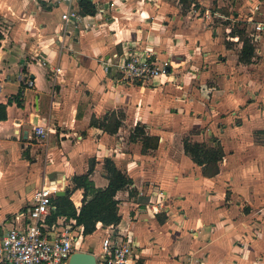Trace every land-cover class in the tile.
I'll use <instances>...</instances> for the list:
<instances>
[{"label": "crops", "instance_id": "0c3cea01", "mask_svg": "<svg viewBox=\"0 0 264 264\" xmlns=\"http://www.w3.org/2000/svg\"><path fill=\"white\" fill-rule=\"evenodd\" d=\"M91 1L95 15L78 12L66 24L57 0H0V238L22 223L34 189L51 181L63 196L71 192L79 214L83 190L73 177L91 162L90 179L104 189L110 159L132 180L115 198L136 264H188L190 255L264 264V32L251 42L242 20L264 23V0ZM246 40L252 53L242 61ZM126 51L170 60V76L122 80ZM41 126L43 140L33 130ZM184 134L221 149L216 175L185 152ZM160 199L154 214L149 203ZM63 218L73 220L52 222ZM106 228L83 235L74 252L99 254Z\"/></svg>", "mask_w": 264, "mask_h": 264}, {"label": "built area", "instance_id": "2783aa9c", "mask_svg": "<svg viewBox=\"0 0 264 264\" xmlns=\"http://www.w3.org/2000/svg\"><path fill=\"white\" fill-rule=\"evenodd\" d=\"M65 4L67 10L61 19L66 24H76L80 16L75 6L79 0H57ZM248 24L247 38L253 42L264 32V23L257 22L252 16H246ZM122 80L132 83L152 84L160 78L170 76V60L157 62L147 53L126 51L117 64ZM59 72V69L56 70ZM27 87L34 85L33 80L25 82ZM34 133L39 140L46 138L48 127H35ZM62 189L57 181L38 186L33 191V198L26 212H22V223L11 225L0 238V264H67L76 245L83 236L82 226L76 221L57 219L50 222V217L56 211L54 198ZM151 212H159L163 202L150 201ZM134 238L130 233L123 232L119 223L107 228L101 240L100 252L96 264H136L138 252ZM188 264H205L203 258L189 256Z\"/></svg>", "mask_w": 264, "mask_h": 264}, {"label": "trees", "instance_id": "16d2710c", "mask_svg": "<svg viewBox=\"0 0 264 264\" xmlns=\"http://www.w3.org/2000/svg\"><path fill=\"white\" fill-rule=\"evenodd\" d=\"M78 8V12L82 16H93L96 13V7L91 0H79ZM233 33L242 34V30L236 29ZM2 39L3 36L0 33V47ZM251 53L252 48L248 45L246 40L244 41V48L240 55V60L248 61ZM20 99L21 93H18L17 96H15L18 105H20ZM11 102L12 101L9 99L8 104ZM6 118V105L0 103V121H4ZM115 125H117V122ZM135 132L140 133L145 139H148V136L145 135L139 126L135 128ZM183 146L185 152L192 157L196 164L200 166L206 164L209 166V168L204 171V174L214 176L218 173L217 163L222 158L220 148H209L205 144L188 142L187 139H184ZM104 169L108 179V184L104 189H96L90 179L94 170V164L91 162L85 174L74 176L72 179L74 189L83 190V200L79 214H76L75 207L70 200L71 192L68 190L65 196H56L54 198V204L57 210L55 214H52L49 221L52 222L58 216H63L67 219L73 218L79 226H82L84 236L91 235L96 230L98 224H101L103 227H109L120 223L119 202L115 197L118 191L129 187L132 184V180L118 170L110 159L104 161Z\"/></svg>", "mask_w": 264, "mask_h": 264}, {"label": "water", "instance_id": "95a60500", "mask_svg": "<svg viewBox=\"0 0 264 264\" xmlns=\"http://www.w3.org/2000/svg\"><path fill=\"white\" fill-rule=\"evenodd\" d=\"M64 192H57L56 196H63ZM68 264H96V257L92 253L73 252L69 257Z\"/></svg>", "mask_w": 264, "mask_h": 264}, {"label": "rangeland", "instance_id": "374dc122", "mask_svg": "<svg viewBox=\"0 0 264 264\" xmlns=\"http://www.w3.org/2000/svg\"><path fill=\"white\" fill-rule=\"evenodd\" d=\"M217 5H219V6H221V12H223V13H225V14H232L233 13V10L232 9H230V4L229 3H225V5H222V3H217ZM60 11V10H59ZM241 13V12H240ZM243 19L242 20H245V18H246V14H244L243 15V17H242ZM261 22H263V20H262V18L261 19H259ZM146 85V84H145ZM177 119V118H176ZM188 135L187 134H184V139L187 137ZM107 228H108V226H107ZM107 228H106V230H107ZM101 234H103V230H101V231H99L98 233H97V235L94 237L96 240L97 239H101L100 237H101ZM101 241V240H100Z\"/></svg>", "mask_w": 264, "mask_h": 264}]
</instances>
